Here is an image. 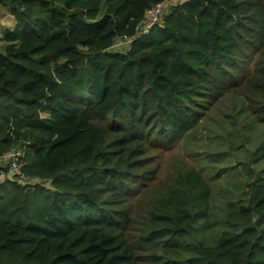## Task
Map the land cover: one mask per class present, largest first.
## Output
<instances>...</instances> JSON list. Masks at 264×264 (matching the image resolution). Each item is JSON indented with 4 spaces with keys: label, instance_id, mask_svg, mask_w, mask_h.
<instances>
[{
    "label": "trees",
    "instance_id": "obj_1",
    "mask_svg": "<svg viewBox=\"0 0 264 264\" xmlns=\"http://www.w3.org/2000/svg\"><path fill=\"white\" fill-rule=\"evenodd\" d=\"M167 1L0 0V158L29 178L0 184V264H264V131L245 179L175 154L222 113L263 130L264 0L177 1L116 49Z\"/></svg>",
    "mask_w": 264,
    "mask_h": 264
},
{
    "label": "rangeland",
    "instance_id": "obj_2",
    "mask_svg": "<svg viewBox=\"0 0 264 264\" xmlns=\"http://www.w3.org/2000/svg\"><path fill=\"white\" fill-rule=\"evenodd\" d=\"M178 1L181 4L188 0ZM176 3L177 1L173 5ZM166 12L165 9L161 16V22ZM14 27L15 22L10 9L0 6V50L4 46L2 41L3 36L6 33L12 32ZM116 49L120 48L116 47ZM217 117L221 119L223 126L214 120H210L207 124L199 125L193 132L186 136L182 147L175 154L189 158L192 163L193 160L196 161L206 172L212 168L223 170L221 179L226 178V171L238 176L240 173V176L245 179L248 175V163L243 162V160L249 157V152H252L254 147V143H250L249 141L256 142L261 137L264 127L261 131L257 127L255 139L246 140V131L242 134L238 132L240 130V123L234 128L233 122L224 113H222V116ZM226 133L234 134L231 141L225 138ZM237 145H240L239 148L234 150L233 147ZM172 158L173 154H168L164 158L163 171ZM213 175H215V171L211 172V176Z\"/></svg>",
    "mask_w": 264,
    "mask_h": 264
},
{
    "label": "built area",
    "instance_id": "obj_3",
    "mask_svg": "<svg viewBox=\"0 0 264 264\" xmlns=\"http://www.w3.org/2000/svg\"><path fill=\"white\" fill-rule=\"evenodd\" d=\"M176 1L178 0H170L167 2L159 3L152 7L146 13L145 22L140 23L135 28V35L132 37V39H129L127 41H120L116 46L122 49L124 45L130 44L134 39L149 35L151 30L161 21V16L164 10L166 9V11L168 12L169 6L173 5ZM27 151L28 148L26 146L14 147L0 158V166L3 167L0 170V184H4L8 180L15 178L22 182H25L29 179L24 172V169L27 165Z\"/></svg>",
    "mask_w": 264,
    "mask_h": 264
}]
</instances>
